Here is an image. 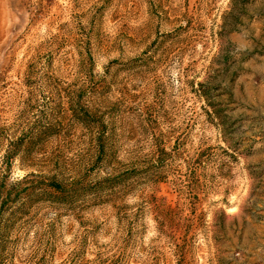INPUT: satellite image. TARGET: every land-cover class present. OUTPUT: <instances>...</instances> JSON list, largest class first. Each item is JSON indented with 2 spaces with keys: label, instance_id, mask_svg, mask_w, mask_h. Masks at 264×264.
I'll return each instance as SVG.
<instances>
[{
  "label": "rangeland",
  "instance_id": "rangeland-1",
  "mask_svg": "<svg viewBox=\"0 0 264 264\" xmlns=\"http://www.w3.org/2000/svg\"><path fill=\"white\" fill-rule=\"evenodd\" d=\"M0 264H264V0H0Z\"/></svg>",
  "mask_w": 264,
  "mask_h": 264
}]
</instances>
